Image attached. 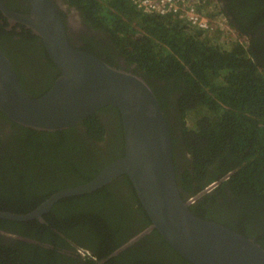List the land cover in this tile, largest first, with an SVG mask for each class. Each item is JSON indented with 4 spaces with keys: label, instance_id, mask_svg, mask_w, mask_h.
I'll use <instances>...</instances> for the list:
<instances>
[{
    "label": "trees",
    "instance_id": "1",
    "mask_svg": "<svg viewBox=\"0 0 264 264\" xmlns=\"http://www.w3.org/2000/svg\"><path fill=\"white\" fill-rule=\"evenodd\" d=\"M201 1L205 2V13L212 20L220 17L222 25L232 31L218 24L214 30H202L175 15L142 13L129 0H72V3L94 25L103 27L128 60L145 75L170 84V94L179 111L175 125L172 119L170 121L166 106L163 111L172 133L173 160L181 193L192 197L231 172L202 195L200 203L194 200L190 210L200 218L218 222L253 239L264 248V0L233 3L232 10L239 27L228 19L219 0ZM234 32L239 36L236 37ZM34 39L39 38L34 36ZM21 42L33 44L30 39ZM41 91L30 89L35 94L33 97L40 96ZM157 96L164 104L163 98ZM109 111L112 112L108 117L109 139L116 136L113 143H120L123 141L121 117L119 111L110 106L100 109L77 126L51 133L23 128L1 113L0 123L6 121L15 126L17 132L29 134L28 144L31 148L36 147L37 157L42 162L50 160L48 164L59 165L71 159L69 168L79 169L78 160L98 159V156L94 157L99 153L94 142L101 138L104 130L105 123L100 116ZM62 151L66 153L58 155ZM118 152H122L121 146H116L110 156ZM99 154L107 155V151ZM8 162L4 160L0 172L4 175L16 173L8 170L19 172L18 164ZM94 162L95 166L86 172L82 183L99 170L98 160ZM27 169L25 167L20 172ZM192 177H195V183H191ZM30 183L26 180L17 187L23 190L38 187L37 184L32 187ZM17 187L14 193L20 191ZM91 194L80 197L84 202L80 211L84 209L87 215L96 217L100 233L113 247L117 248L122 238H128L124 237L126 231H122L124 217L114 214V207L130 205L135 223L140 216L145 224H149L126 176ZM31 195L35 196L33 190ZM2 197L8 200V192ZM66 202H59L56 208ZM203 202H211L218 211L210 214L206 207L200 206ZM7 209L27 210L13 206ZM8 222L0 220V227L10 226ZM129 222L130 218L127 224ZM150 233L159 234L156 230ZM182 261L190 264L185 259ZM87 263L94 264L92 261ZM0 264H60V259L47 258L42 263L29 245L21 247L19 242L12 244L3 239L0 241Z\"/></svg>",
    "mask_w": 264,
    "mask_h": 264
},
{
    "label": "water",
    "instance_id": "2",
    "mask_svg": "<svg viewBox=\"0 0 264 264\" xmlns=\"http://www.w3.org/2000/svg\"><path fill=\"white\" fill-rule=\"evenodd\" d=\"M25 1V13L8 10L1 1L0 9L12 23L25 26L40 39L59 75L45 93L32 97L0 50V113L23 128L51 133L77 126L110 106L121 117L124 150L95 177L56 192L35 211L24 214L0 209V218H39L65 196L89 193L126 176L149 218V226L113 254L144 233L156 230L190 264H264V248L253 239L200 218L190 210L194 200L211 191L231 172L192 197L183 195L173 160L171 129L148 82L140 75L76 49L53 0Z\"/></svg>",
    "mask_w": 264,
    "mask_h": 264
},
{
    "label": "flooded vegetation",
    "instance_id": "3",
    "mask_svg": "<svg viewBox=\"0 0 264 264\" xmlns=\"http://www.w3.org/2000/svg\"><path fill=\"white\" fill-rule=\"evenodd\" d=\"M0 1L8 10L19 13L28 11V5L25 0ZM53 1L63 20L70 43L76 49L93 54L111 66L131 71L143 77L155 94L163 98L165 105L160 102L161 108L163 109V106H166L170 121L172 119V124L175 125L179 111L176 109L173 95L170 94V84L166 85L158 78L149 77L138 69L135 64L128 60L121 47L111 39L105 29L89 21L73 5L72 0ZM237 1L219 0V6L228 19L239 27V21L232 10L233 3L236 2L238 4ZM34 36L25 26L12 23L0 9V50L10 60L22 87L32 97L35 94L30 92V89H33V91L42 89L40 94H43L58 77L57 67L47 58V53L40 39H34ZM27 39L32 40L33 44L28 45L26 42L22 44L21 40ZM111 113L109 111L108 114L100 116L105 123L103 124L104 130L99 140H93L99 153L107 151V155L101 156L98 153L94 156H98V159L87 158L78 160L79 169L82 170L76 167L70 169V163L68 162L71 159H67L59 165L48 164L50 160L42 162L37 157L39 152H36V147L31 148L28 144L31 137L29 134L17 132L15 126L6 121L1 122L0 167L3 166L4 160L7 159L9 161L8 164L12 162L18 164L19 172L8 169L6 170L16 173L14 175H4V173L0 172V209L12 213H31L43 205L56 192L83 184V176L87 175L86 172L95 166L94 160H98L97 167L99 170L94 176L90 174V179L95 177L110 161L116 157L118 158L123 153L124 142L113 143V138L116 139V136L109 139L110 126L108 117H111ZM167 121L169 120L167 119ZM116 146H121L122 152L110 156ZM62 153L66 152L62 151L58 155ZM25 161L27 162L25 163ZM88 165L89 168L87 169ZM25 167H28V169L25 172H20ZM30 177L33 179H30ZM18 178L19 181L17 182ZM194 178H191V183L192 181L193 183L196 182ZM26 180L31 182L30 185L32 187L34 184H37L38 187L35 189L24 188V190L17 187L19 183ZM12 183L15 184L10 186ZM16 187L20 188V191H15L14 193L13 190ZM32 190L35 196L31 195ZM5 192L9 194L8 200H4L2 197ZM90 195H92L91 192L65 196L53 203L50 209L42 213L39 218L25 221L0 218L2 221H9L10 225H6L5 228L0 227V241L3 239L8 240V243L12 244L19 242L21 247L29 245L34 249V254H38L42 263L47 258H53L60 259V264H88L87 261H92L94 264H186L182 261L181 256L161 239L159 234L155 233L152 235L150 233L152 230L141 235L122 251L113 254L116 249L145 230L149 224H145L140 216H138L135 223L134 214L129 211L131 209L130 205L114 207V214L124 217L123 219L121 218L122 231H126L124 237H128L126 240L122 238L118 244L119 246L117 245L118 247L116 246L117 248H115L113 244L106 242V239L100 233L96 217L91 214L87 215L84 209L80 211V207L84 203L80 201V197ZM106 195L102 196V198ZM201 197L203 196L197 199L199 203L202 199ZM65 200H67L65 204H59V208H56L59 202L63 203ZM8 206L27 210L25 212H17L7 209ZM200 206L206 207L210 214L218 211L211 202H203ZM128 218H130L129 224H127ZM129 227H132L130 231H128Z\"/></svg>",
    "mask_w": 264,
    "mask_h": 264
},
{
    "label": "built area",
    "instance_id": "4",
    "mask_svg": "<svg viewBox=\"0 0 264 264\" xmlns=\"http://www.w3.org/2000/svg\"><path fill=\"white\" fill-rule=\"evenodd\" d=\"M140 12L146 14H157L161 16L175 15L185 19L191 25L202 30H214L216 24L230 30L225 24L222 25L220 17L212 20L205 13L206 6L201 0H129ZM203 5H202V3ZM223 21V19H222ZM237 34L234 32V35ZM238 36V35H237ZM236 36V37H237Z\"/></svg>",
    "mask_w": 264,
    "mask_h": 264
},
{
    "label": "rangeland",
    "instance_id": "5",
    "mask_svg": "<svg viewBox=\"0 0 264 264\" xmlns=\"http://www.w3.org/2000/svg\"><path fill=\"white\" fill-rule=\"evenodd\" d=\"M237 35H238V34H235V36H237ZM238 36H239V35H238ZM238 36H237V37H238ZM239 39H240V41L242 40V38H241V37H240ZM241 42H243V40H242Z\"/></svg>",
    "mask_w": 264,
    "mask_h": 264
}]
</instances>
